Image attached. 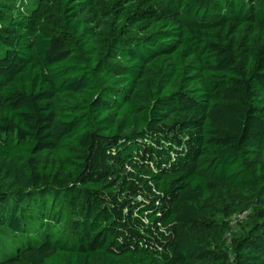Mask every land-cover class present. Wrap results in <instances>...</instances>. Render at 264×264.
I'll return each mask as SVG.
<instances>
[{
    "label": "trees",
    "instance_id": "trees-1",
    "mask_svg": "<svg viewBox=\"0 0 264 264\" xmlns=\"http://www.w3.org/2000/svg\"><path fill=\"white\" fill-rule=\"evenodd\" d=\"M0 264H264V0H0Z\"/></svg>",
    "mask_w": 264,
    "mask_h": 264
},
{
    "label": "rangeland",
    "instance_id": "rangeland-1",
    "mask_svg": "<svg viewBox=\"0 0 264 264\" xmlns=\"http://www.w3.org/2000/svg\"><path fill=\"white\" fill-rule=\"evenodd\" d=\"M7 2L11 7L15 9V12L18 14H26L30 13L31 9L33 8V5L38 1V0H2ZM246 219V218H245ZM245 219H241L238 216L233 217L231 220L233 222V225H235V229L238 228L239 222L241 223Z\"/></svg>",
    "mask_w": 264,
    "mask_h": 264
},
{
    "label": "built area",
    "instance_id": "built-area-1",
    "mask_svg": "<svg viewBox=\"0 0 264 264\" xmlns=\"http://www.w3.org/2000/svg\"><path fill=\"white\" fill-rule=\"evenodd\" d=\"M248 213H243L242 215H238L239 218L245 219ZM236 217V216H235Z\"/></svg>",
    "mask_w": 264,
    "mask_h": 264
}]
</instances>
